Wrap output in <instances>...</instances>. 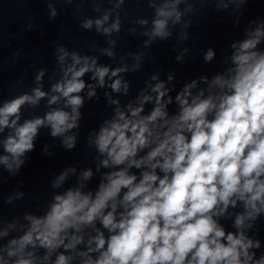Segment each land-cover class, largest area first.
I'll use <instances>...</instances> for the list:
<instances>
[{
  "label": "clouds",
  "instance_id": "obj_1",
  "mask_svg": "<svg viewBox=\"0 0 264 264\" xmlns=\"http://www.w3.org/2000/svg\"><path fill=\"white\" fill-rule=\"evenodd\" d=\"M55 2L47 4L49 19L58 15ZM209 2L217 11L231 8L238 25V13L248 0H194L186 3L187 11L196 12V3ZM124 4L125 0L113 4L116 15L108 26L111 10L100 18L81 20L80 26H95L96 33L105 36L119 34V9ZM180 4L181 0H164L156 7L153 27L143 33L149 37L143 42L145 49L157 38L169 39V20L175 25L182 18ZM149 6L155 7L154 0ZM191 24L189 19L184 28ZM244 31L245 39L230 44L226 74L211 79L200 75L177 89L175 72L164 79L154 72L126 102L121 97L130 96L127 74L139 71L145 58L155 60L154 56L129 52L113 67L101 64L97 56L57 46L54 55L62 76L51 85L53 94L40 84L31 94L0 106L3 170L9 176L20 172L45 127L52 138L62 137L66 151L75 149L84 119L81 110L86 101L100 99L98 90H103L111 115L86 138L88 148L97 153L92 157L95 170L84 168L77 186L55 194L43 212L25 211L26 224L19 219L9 223L0 215V264H264V252L257 255L261 240L248 234L264 214V51L258 48L264 44V19L250 21ZM188 39L184 31L180 42ZM109 43L116 45L115 40ZM112 48L100 51L115 60ZM189 51L180 49L176 61L184 62ZM216 55L209 47L203 60L210 64ZM127 57L136 63L129 67L124 63ZM44 75L39 69L35 80L41 82ZM46 97L49 110L43 116L22 120L25 105L37 106ZM50 147L42 149L48 156L54 154ZM76 172V166L64 168L51 186L60 188L69 173ZM97 173L95 187L86 186ZM25 195L15 191L4 202L11 205ZM238 206L241 210L229 212ZM226 215L234 216L233 230L221 222Z\"/></svg>",
  "mask_w": 264,
  "mask_h": 264
}]
</instances>
